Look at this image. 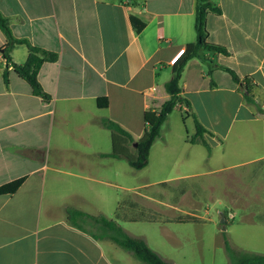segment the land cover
<instances>
[{
  "label": "crops",
  "instance_id": "obj_1",
  "mask_svg": "<svg viewBox=\"0 0 264 264\" xmlns=\"http://www.w3.org/2000/svg\"><path fill=\"white\" fill-rule=\"evenodd\" d=\"M196 2L0 0L13 34L56 56L39 70L47 97L34 93L3 55L7 38L0 27V185L25 178L16 192L0 194V264L142 263L113 241L73 226L69 206L116 219L163 257L147 237L124 226L141 217L124 215L112 188L122 186L123 149L133 154L136 145L102 120L118 122L136 140L143 136L169 98L171 58L196 41ZM212 2L221 12L208 14V39L228 53L202 49L187 61L180 85L192 107L180 103L169 115L140 170L149 183L215 176L221 209L214 238L225 250L227 238L238 251L264 254V0ZM132 17L144 22L142 29ZM29 52L27 43H18L11 56L22 64ZM174 113L182 127L170 124ZM193 114L210 131L211 152L190 141ZM190 195L186 219H197L200 201ZM86 198L97 209L78 203ZM176 198L175 209L181 195Z\"/></svg>",
  "mask_w": 264,
  "mask_h": 264
},
{
  "label": "trees",
  "instance_id": "obj_2",
  "mask_svg": "<svg viewBox=\"0 0 264 264\" xmlns=\"http://www.w3.org/2000/svg\"><path fill=\"white\" fill-rule=\"evenodd\" d=\"M210 12L220 13L221 9L216 6L212 0H197L195 12L196 41L188 44L185 49V54L174 63L172 77L165 83L169 98L163 102L160 112L157 117L148 124L143 136L136 140L133 134L118 122L109 118L102 120L105 127L123 136V138H126L129 142L136 143V154H130L128 150H126V152L123 149V157H125L128 163L136 169H142L149 163L151 147L154 141L161 135L162 127L173 110L179 106L180 103H185L189 108L192 107L191 101L182 95V88L180 85L182 72L187 61L192 57L199 56L202 49L228 53L224 45L209 41L208 39L209 31L207 28V17ZM132 20L138 30L142 29L144 26L143 21L136 17H132ZM0 27L7 38L6 44L2 48L3 55L7 61L13 66L14 71L19 76L29 81L33 87L34 93L47 97V94L43 91L39 82L38 75L43 63L47 60H54L56 58L55 54L39 46L32 45L25 38H17L12 32L9 19L1 12ZM18 43H27L30 49L28 58L22 64L14 62L11 56L13 47ZM222 67L229 71L236 81L240 80L233 69L227 66ZM4 76L6 78L9 76L7 70H5ZM245 83L249 90L247 92V99L253 101L250 94L251 84L249 78H246ZM107 103L106 97L99 98L100 105L105 106ZM193 116L195 120V133L190 137V141L192 143L203 144L207 147L208 151L211 152L212 145L207 139V133H210V131L196 114H193ZM112 155L120 156L121 154L113 152ZM24 180L25 178L22 177L0 185V194H11L16 192L23 184ZM67 215L69 222L73 226L89 233L97 239L113 241L123 249L131 252L143 264H175L162 257L144 238L131 235L125 231L121 224L114 218H109L103 214H91L73 206L67 207ZM225 246L231 264H264V254L238 251L231 246L227 238L225 239Z\"/></svg>",
  "mask_w": 264,
  "mask_h": 264
},
{
  "label": "rangeland",
  "instance_id": "obj_3",
  "mask_svg": "<svg viewBox=\"0 0 264 264\" xmlns=\"http://www.w3.org/2000/svg\"><path fill=\"white\" fill-rule=\"evenodd\" d=\"M179 113L172 115L170 124L174 123L182 127L183 122ZM130 151L136 154V148L130 147ZM143 175L142 170L132 167L123 158V174L119 179L122 186L116 189L113 187L112 193H118L124 215L141 217L136 223L125 222V228L130 233L147 237L150 244L163 257L175 264H226L229 256L220 244V239L214 238L215 231H219L221 209L218 204L215 176L209 175L206 180L184 178L149 183ZM203 184H208L209 188L204 190ZM185 193L194 195L200 201L196 212L199 216L197 219H186L189 214L185 212L187 209L185 200L189 199L190 194L186 196ZM180 195V202L175 209L171 204ZM78 203L85 205L87 209H97L91 207L89 203L92 201L88 203L87 198ZM151 216L157 217L159 223L148 222L146 217ZM173 217H181L182 220H171ZM123 252L132 256L127 251L123 250Z\"/></svg>",
  "mask_w": 264,
  "mask_h": 264
},
{
  "label": "built area",
  "instance_id": "obj_4",
  "mask_svg": "<svg viewBox=\"0 0 264 264\" xmlns=\"http://www.w3.org/2000/svg\"><path fill=\"white\" fill-rule=\"evenodd\" d=\"M186 48H181L180 50H178V52L171 58L170 62L172 64L176 63L178 58L185 52Z\"/></svg>",
  "mask_w": 264,
  "mask_h": 264
},
{
  "label": "water",
  "instance_id": "obj_5",
  "mask_svg": "<svg viewBox=\"0 0 264 264\" xmlns=\"http://www.w3.org/2000/svg\"><path fill=\"white\" fill-rule=\"evenodd\" d=\"M134 145H136V143H134ZM225 221H226V218L224 215H222V218H221V223L224 225L223 228H225Z\"/></svg>",
  "mask_w": 264,
  "mask_h": 264
}]
</instances>
